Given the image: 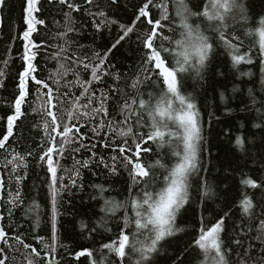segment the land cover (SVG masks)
Masks as SVG:
<instances>
[{"label": "snow or ice", "instance_id": "snow-or-ice-1", "mask_svg": "<svg viewBox=\"0 0 264 264\" xmlns=\"http://www.w3.org/2000/svg\"><path fill=\"white\" fill-rule=\"evenodd\" d=\"M121 2L19 0V22L0 57V90H7L10 65L20 62L14 91L0 99L7 109L0 115V264H63L60 250L68 246L61 242V218L71 203L65 195L84 192V173L97 170L105 177L126 173V195L116 199L105 183L88 185L98 219L80 222L93 246L74 250V261L264 264V7L255 11L254 0H128L120 16ZM46 8L61 14L51 18L60 26L55 45ZM6 9L10 0H0V28ZM86 27L93 42L99 36L103 43H81ZM17 41L20 50L9 60ZM125 47L135 53L127 72L117 63ZM221 53L249 78L243 83L254 84L258 74L260 85L246 93L233 87L238 97L221 92L222 113L219 105L206 111L189 84L203 87ZM237 110L245 113L239 126ZM35 115L40 122L28 125ZM218 124L224 127L216 135L229 147L212 157L208 134ZM33 129L42 133L39 141L18 150ZM212 159L223 172L215 185ZM35 168L47 211L26 190ZM189 213L191 240L169 252L173 239L189 233L181 226Z\"/></svg>", "mask_w": 264, "mask_h": 264}, {"label": "trees", "instance_id": "trees-1", "mask_svg": "<svg viewBox=\"0 0 264 264\" xmlns=\"http://www.w3.org/2000/svg\"><path fill=\"white\" fill-rule=\"evenodd\" d=\"M128 4V0H122L121 2V11L119 12L120 16H124V9L123 5ZM254 9L255 11L259 12L262 7H264V0H254ZM130 8V4H129ZM44 17L47 18V23L49 25L50 30V37L51 43L53 45L60 43L55 38L56 31L59 29V25L51 23V18L55 17L57 20L61 19V14L57 12L54 8H46L45 12L43 13ZM75 15V14H74ZM4 16V27L0 28V57L5 56V49H8L10 47V43L8 40V36L11 32V34H14V31L12 30L11 26L14 23L19 22L20 18V6H19V0H10V9H6L3 12ZM93 31L90 28L85 29V31L82 33L80 42L88 45L90 47H96L103 43L101 38L99 36H96L95 42H93ZM53 38V39H52ZM20 50V43L17 41L16 43V49L14 50L12 55H9V60L13 58L16 54H18ZM56 49L51 48L50 51L54 52ZM122 55L118 57V67L120 65H123L121 68V71L127 72L129 71L130 66H132L135 62V53L130 50L129 48L125 47L121 50ZM50 65H54V61H49ZM20 67V62L17 59L16 63L10 65L9 69V80L7 81V90H0V99L3 98H10L9 94L14 91V80L13 77L16 74V71ZM241 70H248L246 66L242 67ZM252 71H256V69H251ZM48 71H55L54 67H49ZM217 71H222L225 73L223 77L215 76L214 73ZM248 77H240L239 73L234 72V70L231 68L230 61L228 58L225 57L223 53H221L217 59L213 62V65L209 68L208 72L206 73V79L203 82V87H200L198 84L193 85L191 81H189V84L192 85V87L196 88V91L199 93V98L202 100L203 105L205 107L206 111H214L217 108V105H219V110L222 113L224 104L219 100V94L221 92H224L226 96L228 97H238L240 94L236 93L234 94L232 92L233 87H239L241 89L245 90L248 87H255L257 92L260 91V85H259V78L258 74L256 77L253 78V83L245 84L243 81H247ZM246 86V87H245ZM191 90V88L189 89ZM232 105L235 108L237 105V100L232 99ZM40 101H36V106L39 107ZM243 105H240V108H242ZM7 111L6 108L3 107L2 104H0V115H3L4 112ZM234 115L237 116V119L234 121V123L239 126V124L242 122V117L245 115V113L240 112L237 110ZM223 119V116H222ZM41 120V117L39 115H35L34 117H30L29 120L26 122L28 125H31V123L36 122L39 123ZM223 124H218L215 126L214 130L208 134V131L206 129V134H208V140L210 141L208 147L212 153V157L216 156H223L227 150L229 145L227 144V141L223 139L222 136L217 137L216 133L221 132L223 129ZM255 131V129H253ZM28 135V141L27 143L21 142L17 148L18 150H25L26 148L32 147V140L35 139L37 142L39 141L40 135L42 133L38 132V130L33 129L31 134L26 133ZM257 143H259V139L257 138ZM101 151H103L101 149ZM257 154V149H252V155L255 156ZM206 159L208 157L206 156ZM72 160L69 157L66 161V166H71ZM211 170V175L209 177L210 181L215 185L216 183V177H219L223 174L222 170H220V164L217 160L212 159L211 163L208 165ZM251 163L249 164V167H253ZM40 172L39 168H35L32 172H30V178L26 182L27 187L26 190L30 191V195L39 200L42 204V210L47 211V205L44 203L43 200V191L37 192V189H41L42 185L40 184V178L38 177L37 173ZM97 175H91L90 173L85 172V185L86 190L84 192H77L74 197H68L67 194L65 195L66 200H71L70 204H65V208L67 209L66 214L61 218V242L68 246V251H65L64 249H61V255L63 258V264H81V262H76L73 259L72 252L74 250H79L81 246H93V242L90 240H87L80 234V222L83 220L85 222H88L90 224L94 223L98 217L95 215V213L98 212L99 204L97 201H93L90 199V196L94 194L93 189L91 187H88L91 183H105L106 187L110 188L109 193L107 195L112 196L116 199H123V196L126 195V192H124V189L126 187L125 180L127 179V174L124 173L119 177H105V175L100 172V170H97ZM238 179V177H237ZM220 187L222 188L223 185L221 184ZM219 192V189H217ZM122 194V195H118ZM213 207H216L214 204ZM18 216L21 218V221H23V212L18 211ZM27 226V225H26ZM181 226H185L189 229L188 234H180V236L176 239H173L171 242V246L169 248V252L172 248H175L176 246H184L191 240V232L194 230L195 227V221L191 215V213L188 214V216L185 218V220L181 221ZM41 235H45V232H40ZM86 235V233H85ZM34 243V241H33ZM80 245V246H79ZM82 264H87V261L84 258H81Z\"/></svg>", "mask_w": 264, "mask_h": 264}, {"label": "bare ground", "instance_id": "bare-ground-1", "mask_svg": "<svg viewBox=\"0 0 264 264\" xmlns=\"http://www.w3.org/2000/svg\"><path fill=\"white\" fill-rule=\"evenodd\" d=\"M53 39V38H52ZM246 87V86H245ZM80 246V245H79Z\"/></svg>", "mask_w": 264, "mask_h": 264}]
</instances>
